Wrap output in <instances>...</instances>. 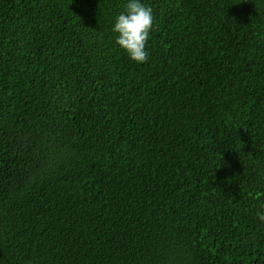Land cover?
Masks as SVG:
<instances>
[{
  "label": "trees",
  "instance_id": "trees-1",
  "mask_svg": "<svg viewBox=\"0 0 264 264\" xmlns=\"http://www.w3.org/2000/svg\"><path fill=\"white\" fill-rule=\"evenodd\" d=\"M0 0V264H264V0Z\"/></svg>",
  "mask_w": 264,
  "mask_h": 264
},
{
  "label": "clouds",
  "instance_id": "clouds-1",
  "mask_svg": "<svg viewBox=\"0 0 264 264\" xmlns=\"http://www.w3.org/2000/svg\"><path fill=\"white\" fill-rule=\"evenodd\" d=\"M154 20L153 9L145 6L140 0H130L125 6V11L116 17L112 28V31L118 34L116 43L138 64L146 63L149 58L146 44ZM257 216L264 222V210L258 211Z\"/></svg>",
  "mask_w": 264,
  "mask_h": 264
}]
</instances>
